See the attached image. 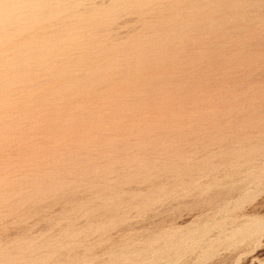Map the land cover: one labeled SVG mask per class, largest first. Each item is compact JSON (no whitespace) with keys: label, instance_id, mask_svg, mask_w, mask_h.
Returning a JSON list of instances; mask_svg holds the SVG:
<instances>
[{"label":"rangeland","instance_id":"1","mask_svg":"<svg viewBox=\"0 0 264 264\" xmlns=\"http://www.w3.org/2000/svg\"><path fill=\"white\" fill-rule=\"evenodd\" d=\"M178 1L131 68L128 16L0 37V264H264V0Z\"/></svg>","mask_w":264,"mask_h":264},{"label":"bare ground","instance_id":"2","mask_svg":"<svg viewBox=\"0 0 264 264\" xmlns=\"http://www.w3.org/2000/svg\"><path fill=\"white\" fill-rule=\"evenodd\" d=\"M164 1H171L170 3H175L174 1L179 2L178 0H0V34H1L0 37H6L7 35H9L8 30H6V29H11L12 27H16V28L20 27L22 29V30H20V31H22V32H20L21 34L22 33L29 34L30 32H32V30L29 31L30 28L28 30H26L27 24L30 22L31 23L34 22V23H38V24H43V26H45L44 31L49 32L50 36L51 35H57V37H59V40L61 42H69V43L74 42V43H76L77 41L75 39V35L77 34V32L80 33V32H87V31H91V30H96V29H104V28H107V27L111 26L112 24L116 23V17L117 16H126V17L128 16V18L125 20V22L121 23L122 26L115 29V35L117 36L119 34V32H122V29H125V31L129 32V36L126 37L125 39H123L122 41L117 40L119 43L118 44H116V43L112 44L110 46V50L120 51L121 52L120 58L122 60H125L128 67L131 68V67H133L132 64H143V63L147 62V60L152 58L153 56L150 55V53L152 52L151 50H156L159 48V46L164 47L165 45H167V41H165L163 39V34H162V30L164 29V26H166L167 24L163 23L164 20H161L160 22L153 23L150 20V18L152 16H154V14L158 15L160 17H163L164 15L165 16L169 15V17L174 16L173 18H175L177 15H179L181 13V11L183 9L182 8L180 9V7H178V6L168 8L167 5H162L164 3ZM197 4H199V3H197ZM156 5H161V6H159L160 9L158 11L154 12L152 8L155 7ZM56 6H59V7H56ZM82 7H83L82 12L79 13L80 8H82ZM74 11H76V12H74ZM58 16L61 17L60 21L56 22L53 26L47 24V22H46L47 19H51L53 17H58ZM135 24L141 25V28L136 30V28L134 27ZM181 26H182V23H180L179 25H176L174 27L179 28ZM116 30L118 32H116ZM14 32H16V31H14ZM173 33L176 36V32H173ZM9 36H12V35H9ZM154 39H155L154 44L150 45L149 42L151 40H154ZM19 40H18V42H19ZM43 40H45V38ZM27 42H30V41H27ZM41 43H43V42H41ZM43 44H45V43H43ZM142 45H144V46L141 47ZM4 49L6 50V48H4ZM7 50H9V49H7ZM0 51H2V50H0ZM39 51H40V49H39ZM30 53H36V50H35V47L28 45L27 47L25 46L24 52L19 54V55H16L15 58L19 61L21 59L22 61H24L26 63L27 59L25 61V60H23V57H24V55H31ZM74 55H75V53H74ZM4 57H5V55H4ZM41 66H43V65H41ZM22 69H21V71H22ZM19 73H21V72H19ZM20 75H22V74H20ZM27 75H28V73H27ZM17 77L19 78V75H16L14 78H16V80H17L18 79ZM20 78H22V76ZM219 84H220V82H219ZM12 87H14V86H12ZM26 92H24V93H26ZM8 95H10V94H8ZM23 97H25V96H23ZM40 97H43V95ZM37 98H39V97L37 96L36 99ZM4 101H6V100H4ZM41 101H42V99H41ZM46 104H47V102H46ZM48 104H49V102H48ZM53 104H55V103L53 102ZM154 194H155V192H154ZM239 234H240V232H236L234 236H238ZM160 241H161L160 237H158V236L154 237L152 239V242L150 243V246H152V247L149 246V248L152 249L154 246L159 244ZM183 243H184V241H183ZM181 253H185V252L181 251V249H177V251H176L177 255L175 256V258H178V257L181 258V256H183V254H181ZM163 254L158 255L157 259L162 260L163 259L162 257L164 256ZM44 261H45V259H42V258L39 259L40 263L44 262ZM125 262H126V264L127 263L143 264V263H140L138 260L133 261V259H130V260L129 259H125V260L113 259V260L107 261V262L102 263V264H123Z\"/></svg>","mask_w":264,"mask_h":264}]
</instances>
